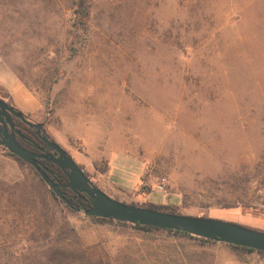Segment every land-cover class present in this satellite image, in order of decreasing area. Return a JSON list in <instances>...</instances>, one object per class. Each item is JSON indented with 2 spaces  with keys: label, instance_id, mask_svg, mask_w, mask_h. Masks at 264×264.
<instances>
[{
  "label": "rangeland",
  "instance_id": "rangeland-1",
  "mask_svg": "<svg viewBox=\"0 0 264 264\" xmlns=\"http://www.w3.org/2000/svg\"><path fill=\"white\" fill-rule=\"evenodd\" d=\"M0 97L111 198L264 232V0H0ZM50 191L0 146V264H264Z\"/></svg>",
  "mask_w": 264,
  "mask_h": 264
},
{
  "label": "water",
  "instance_id": "water-1",
  "mask_svg": "<svg viewBox=\"0 0 264 264\" xmlns=\"http://www.w3.org/2000/svg\"><path fill=\"white\" fill-rule=\"evenodd\" d=\"M0 108L3 111H9L15 117L22 119L28 126L35 128L36 133L39 135L41 123H32L26 120L21 111L8 106L1 98ZM40 138L50 149L58 154V157L29 152L22 148L14 139L10 141L0 140V146L12 156L30 165L49 190L74 211H82L87 217L111 219L116 222L147 226L164 231H180L204 240L264 253V232L212 218L172 214L139 207L111 198L91 183L84 170L75 163L62 147L56 142L49 140L45 135H40ZM37 158L49 159L61 170H67L68 182L66 184L54 182L47 174V170L38 164ZM60 188H68L77 194L84 193L89 198L90 208H86L82 204L80 207L73 206Z\"/></svg>",
  "mask_w": 264,
  "mask_h": 264
},
{
  "label": "flooded vegetation",
  "instance_id": "flooded-vegetation-1",
  "mask_svg": "<svg viewBox=\"0 0 264 264\" xmlns=\"http://www.w3.org/2000/svg\"><path fill=\"white\" fill-rule=\"evenodd\" d=\"M1 99L8 106L13 107L5 99ZM15 110L17 109L15 108ZM24 118L32 122L25 115ZM41 124L42 126L38 135L36 133L35 128L28 126L22 119L15 117L9 111H3L0 108V140L10 141L14 139L22 148L28 150L29 152L38 155L49 154L56 158L58 157V154H56L55 151L50 149L47 144L44 143L40 138V135H45L49 140L53 141L45 133L43 123ZM37 162L43 169L47 170V174L49 175V177L57 184H66L68 182L66 176V173L68 172L67 170H61L57 165H55L52 161L46 158H37ZM60 190L66 196V198L69 197L71 198V200L75 201L72 203L73 206L80 207L81 204L86 208L91 206L89 198L84 193L77 194L68 188H60Z\"/></svg>",
  "mask_w": 264,
  "mask_h": 264
},
{
  "label": "trees",
  "instance_id": "trees-1",
  "mask_svg": "<svg viewBox=\"0 0 264 264\" xmlns=\"http://www.w3.org/2000/svg\"><path fill=\"white\" fill-rule=\"evenodd\" d=\"M82 9H83V6H81L80 5V7H79V10L80 11H78V13H81V14H85L83 11H82ZM78 17H79V15H78ZM3 150H5V149H3ZM9 155H11V154H9ZM12 156V155H11ZM12 157H14L16 160H18L19 162H24V161H22V160H20V159H18L17 157H15V156H12ZM33 169V168H32ZM34 170V169H33ZM35 172V171H34ZM36 173V172H35ZM37 174V173H36ZM38 175V174H37ZM87 176V175H86ZM38 177H39V175H38ZM41 180V179H40ZM51 192V191H50ZM51 194L52 195H54L52 192H51ZM54 197H55V199H57L60 203H63L61 200H59L55 195H54ZM68 197V196H67ZM71 203H73V202H75V201H73V200H71V198H67ZM64 204V203H63ZM258 204V203H257ZM65 205V204H64ZM262 206H264V204H261ZM136 206V205H135ZM65 207L69 210V211H71L72 209L71 208H69V207H67L66 205H65ZM139 207H144V208H150V209H154V210H158V211H162V212H167V213H172V214H177V213H175V212H173V211H171V210H168L167 208H163V207H159V206H155V205H152V204H149V205H143V206H139ZM87 208H90V207H87ZM92 219H95V220H99V221H102V222H114L113 220H111V219H101V218H93V217H91ZM116 222V221H115ZM117 224H127V223H121V222H116ZM134 228H136V229H138V230H141V231H144V232H151V231H160V230H158V229H155V228H152V227H147V226H140V225H132ZM254 230H256V229H254ZM164 231V230H163ZM257 231H260V230H257ZM165 232H167V233H171V234H177V235H187V234H185V233H182V232H180V231H165ZM261 232H263V231H261ZM205 242H212V241H209V240H204ZM231 247H233V248H240V249H242V250H245V251H247V252H250V253H252V252H256V251H254V250H252V249H247V248H241V247H235V246H231ZM260 254H262V255H264V253H262V252H260Z\"/></svg>",
  "mask_w": 264,
  "mask_h": 264
},
{
  "label": "built area",
  "instance_id": "built-area-1",
  "mask_svg": "<svg viewBox=\"0 0 264 264\" xmlns=\"http://www.w3.org/2000/svg\"><path fill=\"white\" fill-rule=\"evenodd\" d=\"M166 185H167V181L165 178H161L157 184L155 185L154 189L156 191L162 192V193H166Z\"/></svg>",
  "mask_w": 264,
  "mask_h": 264
},
{
  "label": "crops",
  "instance_id": "crops-1",
  "mask_svg": "<svg viewBox=\"0 0 264 264\" xmlns=\"http://www.w3.org/2000/svg\"><path fill=\"white\" fill-rule=\"evenodd\" d=\"M143 174V173H142Z\"/></svg>",
  "mask_w": 264,
  "mask_h": 264
}]
</instances>
